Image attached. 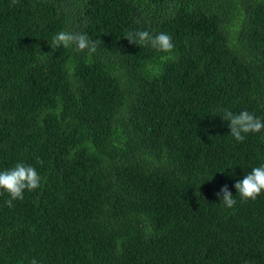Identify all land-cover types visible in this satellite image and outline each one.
Here are the masks:
<instances>
[{
    "label": "trees",
    "instance_id": "1",
    "mask_svg": "<svg viewBox=\"0 0 264 264\" xmlns=\"http://www.w3.org/2000/svg\"><path fill=\"white\" fill-rule=\"evenodd\" d=\"M225 109L264 121V0H0V171L42 178L0 190V264H264V192L234 187L264 130L236 141Z\"/></svg>",
    "mask_w": 264,
    "mask_h": 264
},
{
    "label": "clouds",
    "instance_id": "2",
    "mask_svg": "<svg viewBox=\"0 0 264 264\" xmlns=\"http://www.w3.org/2000/svg\"><path fill=\"white\" fill-rule=\"evenodd\" d=\"M11 2L12 5H15L18 0H11ZM126 38L130 43L151 47L161 52L170 53L174 48L171 36L166 33L152 35L147 30H138L130 32ZM52 45L55 48L75 46L76 51L84 52L87 50L91 54L96 51L99 40H93L86 33L60 31L52 38ZM220 117L229 122L230 133L238 142L245 140L244 134L259 133L264 130V121L247 110L234 113L225 109ZM37 162L43 163L39 159ZM41 179L33 166L24 163H17L11 169L0 171V190L7 192L10 196V199L6 201L7 205L12 207L14 200H22L25 190L34 191L38 189L41 185ZM234 187L237 189L241 200H255L264 192V165L252 168L251 172L245 175L242 180H238ZM216 195L220 197V202L222 201L227 208H233L237 202L227 185L222 186ZM31 264H39V262L33 258Z\"/></svg>",
    "mask_w": 264,
    "mask_h": 264
}]
</instances>
